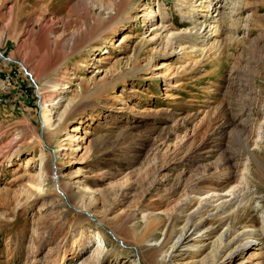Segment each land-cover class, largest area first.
<instances>
[{"label":"rangeland","instance_id":"1","mask_svg":"<svg viewBox=\"0 0 264 264\" xmlns=\"http://www.w3.org/2000/svg\"><path fill=\"white\" fill-rule=\"evenodd\" d=\"M203 1L191 30L181 0H0V264H168L195 214L174 260L208 264L261 227L264 0Z\"/></svg>","mask_w":264,"mask_h":264},{"label":"bare ground","instance_id":"2","mask_svg":"<svg viewBox=\"0 0 264 264\" xmlns=\"http://www.w3.org/2000/svg\"><path fill=\"white\" fill-rule=\"evenodd\" d=\"M181 1H182L181 4H184L183 6L184 8H186V10L184 11V14H187L188 19L194 22L193 23L194 26L191 30H196L200 26V24H197L196 14L198 13V10L201 7L202 8L208 7L206 6L207 5L205 3L206 1L205 2L203 0H181ZM150 16L153 17L154 15L151 14ZM128 18L129 16L125 17V19H128ZM166 28L167 27L163 24V26L162 25L160 26L159 30L162 31L160 35L163 32H166L164 37H166V41L168 44L169 42L170 43L172 42L176 34L171 33V30H167ZM261 147L263 150L262 145ZM262 157L264 159V152L262 154ZM57 191L59 193V196H63V193L60 190H57ZM231 196H232L231 199L222 202L218 206V212H219L218 214L226 213L224 212L225 209L231 208L233 206L237 205L240 207V206H243V204H245L243 202L244 195H240L239 193H235V194L233 193ZM257 207H261V204L258 203ZM196 217H197V214H195L192 217H189L184 227L181 229L177 239L175 240L172 247L170 248V252L168 254V260H169L168 264H189L188 262H185L184 260H178V261L174 260L173 253L175 249L182 247V245H184L186 242L191 240L192 236H194L197 233L198 228L202 224L203 220H200L198 222L193 221V219H195ZM223 219L224 217L221 218V220ZM85 220L90 221V215ZM97 224H98L97 228H100L99 225L102 226V222L100 220L97 221ZM110 233L114 237V239L119 241V243L123 244V241L119 240L118 236L114 232L111 231ZM231 236H232V233H230L228 230L225 231L220 236L219 248L216 251V254L213 260L210 261V263L208 264H224L226 260L231 259L237 253L238 254L244 253V251L250 248L251 246H258L264 253V212H263V223L260 228L245 230L242 233L235 234L232 238H230ZM126 249H129V248L127 247ZM139 257H140V253H139Z\"/></svg>","mask_w":264,"mask_h":264}]
</instances>
